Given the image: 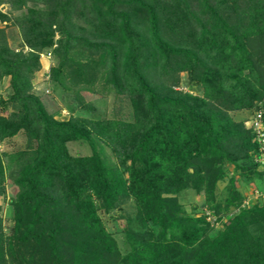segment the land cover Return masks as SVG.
<instances>
[{
	"label": "trees",
	"instance_id": "16d2710c",
	"mask_svg": "<svg viewBox=\"0 0 264 264\" xmlns=\"http://www.w3.org/2000/svg\"><path fill=\"white\" fill-rule=\"evenodd\" d=\"M1 1L25 11L0 10L20 35L14 48L0 26V140L22 130L26 143L0 151V192L2 154L16 186L0 264H264V200L240 205L232 175L215 199L227 163L248 178L263 172L252 158L260 143L229 111L264 120V0ZM42 53L56 59L49 78L61 90L112 93V114L48 112L31 81ZM180 71L200 93L177 87ZM71 141L88 152H69ZM189 187L218 217L237 211L209 233L205 214L184 213ZM128 198L134 213L113 214ZM99 208L123 218L120 245Z\"/></svg>",
	"mask_w": 264,
	"mask_h": 264
},
{
	"label": "rangeland",
	"instance_id": "374dc122",
	"mask_svg": "<svg viewBox=\"0 0 264 264\" xmlns=\"http://www.w3.org/2000/svg\"><path fill=\"white\" fill-rule=\"evenodd\" d=\"M31 2L26 1L25 5H29ZM25 7L22 6L21 9L11 8V4L7 1L0 2V10L8 11L11 15H16L20 11H25ZM4 25L6 31L7 42L10 46L17 48L20 35L17 28L10 24L9 22L2 21L0 26ZM56 59L48 57L46 54L42 53L39 55L40 67L33 72V77L31 78L32 86L35 92L38 94L39 99L43 103L45 109L48 112H53L55 118H67L70 114L81 115V116H95V117H109L113 110V105H116L117 99L112 93L100 92L101 89L96 90L94 87L86 88L84 85L80 86V91H77L79 95L85 102L90 103L94 108L87 110H82L77 108V97L76 93L72 90L77 88H72V90L66 89L61 90L52 80L49 78V65L54 63ZM180 80L178 88L188 90L193 93H200L198 87L189 85L187 83L186 72H179ZM94 88V89H93ZM9 89L7 77H3L0 83V95L5 97L6 92ZM67 105L71 106V110L67 108ZM252 108H243L230 110L229 113L234 119H244L249 118L252 114ZM58 111V112H56ZM6 114L0 108V113ZM118 113V112H116ZM26 137L22 130H18L16 133L4 137L0 140V151L2 153L13 152L17 149L25 147ZM68 150L71 153H85L88 152L86 145L71 141L67 143ZM105 154L109 155V150L104 146ZM110 156V155H109ZM112 156V155H111ZM110 156V157H111ZM252 158L258 163L255 165L256 171H263L260 175H253L251 178L246 177L244 174L238 172V170H232V166L227 163V170L225 176L222 179L217 180L215 184V199L216 201L222 202L224 197L228 194V183L229 177L232 175L233 186L241 194L240 205H250L254 202H262L264 200V144L260 146V153L257 156H252ZM1 159H4L3 165H5V179H4V189L0 192V218L2 229L5 234H8L11 229L12 221V207L8 203V198L15 191L16 186L10 181L13 179V174L10 173L13 163L5 157V154L1 155ZM179 201L182 203L187 215H198L205 214L206 219L211 225L209 233H214L219 230L223 223L226 222L227 218L234 212L237 211L238 207L229 205L227 209L221 208L218 217L214 214L211 209L207 208L202 197V193H195L191 187L182 190L179 193ZM126 211L133 214L134 208L131 198L126 199L122 203L121 209H116L113 214L117 212ZM98 214L106 227L107 230L114 233L118 240V244L121 243V235L118 231L123 224V218H112L110 211H104L102 208L98 209Z\"/></svg>",
	"mask_w": 264,
	"mask_h": 264
},
{
	"label": "built area",
	"instance_id": "2783aa9c",
	"mask_svg": "<svg viewBox=\"0 0 264 264\" xmlns=\"http://www.w3.org/2000/svg\"><path fill=\"white\" fill-rule=\"evenodd\" d=\"M45 54L48 55V53ZM244 123L251 128L254 138L260 143V149V146L264 144V120L262 118L261 111L255 110L249 118L244 120Z\"/></svg>",
	"mask_w": 264,
	"mask_h": 264
}]
</instances>
